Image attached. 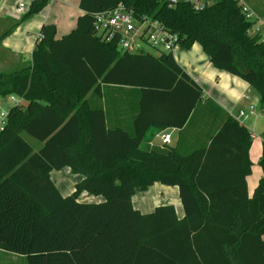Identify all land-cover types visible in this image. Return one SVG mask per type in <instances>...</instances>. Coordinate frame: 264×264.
Here are the masks:
<instances>
[{
  "label": "trees",
  "instance_id": "1",
  "mask_svg": "<svg viewBox=\"0 0 264 264\" xmlns=\"http://www.w3.org/2000/svg\"><path fill=\"white\" fill-rule=\"evenodd\" d=\"M47 2L33 0L28 14ZM120 3L159 20L182 46L200 43L215 67L258 91L264 110V41L250 35L239 0L202 8L192 0H81L76 29L57 39L56 25H43L32 61L0 72V98L27 102L9 108L0 132V249L27 264H264V134L252 196V137L235 119L186 154L154 146L162 127L187 122L203 90L172 52L122 53L116 39L102 41L95 14ZM101 83L140 87L134 133L108 127L103 107L92 106L88 95L102 96ZM180 101L177 121L165 108ZM164 114L170 121L157 122ZM65 167L84 176L67 196L51 178ZM156 181L178 186L184 217L173 204L150 212L134 205L137 189ZM83 192L101 199L80 200Z\"/></svg>",
  "mask_w": 264,
  "mask_h": 264
},
{
  "label": "crops",
  "instance_id": "2",
  "mask_svg": "<svg viewBox=\"0 0 264 264\" xmlns=\"http://www.w3.org/2000/svg\"><path fill=\"white\" fill-rule=\"evenodd\" d=\"M81 0H48L46 6L35 14H28L33 0H0V72L17 65L32 61V53L41 39L43 25L55 24L56 38L71 33L77 27L78 19L84 14L80 8ZM24 4V10L19 11V4ZM176 62L202 88L203 99L191 111L187 122L182 126L166 125L154 137L152 144L165 149H175L186 154L196 148L208 146L213 136L218 133L224 123L233 118L244 125L250 132L252 143L249 156L252 160L251 172L246 176V184L250 196L254 194L263 174L259 160L263 151L264 110L261 108L260 95L250 83L225 69L217 68L211 62L210 56L203 46L196 42L191 47L176 48L173 52ZM102 96L99 98L91 91L88 95L91 104L101 105L105 112L108 127H123L131 133L135 130V118L140 112V87L101 83ZM8 98V97H7ZM23 99L24 104L27 102ZM181 106H166L173 110V119L179 121L186 110V101ZM21 103V104H22ZM184 105V106H183ZM254 105V112H249ZM240 110L248 113L246 118L237 119ZM152 118V117H151ZM159 123L170 121L167 114L156 118ZM171 134V142L163 144L160 135ZM227 140H224L226 143ZM229 142V141H227ZM226 158L229 151L225 152ZM70 167L53 170L51 178L62 195L73 192L75 185L84 176L76 175ZM224 182L227 183L226 167ZM149 195L147 201L143 198L135 203L138 193ZM83 201L99 200L98 196L83 192ZM134 205L143 212H150L156 206L173 204L177 215L184 217V208L177 185L154 182L147 189H137L133 196ZM14 253L0 249V261L12 260ZM16 254V253H15Z\"/></svg>",
  "mask_w": 264,
  "mask_h": 264
},
{
  "label": "built area",
  "instance_id": "3",
  "mask_svg": "<svg viewBox=\"0 0 264 264\" xmlns=\"http://www.w3.org/2000/svg\"><path fill=\"white\" fill-rule=\"evenodd\" d=\"M175 1V0H173ZM195 8H202L205 0H192ZM242 12L245 17L252 23L250 28L251 36H259L264 41V14H258L245 1L239 0ZM17 10H24V4L21 3ZM95 33L102 41L111 42L117 40L118 46L129 53L145 54L152 53L146 46L158 51L159 55L163 52H174L180 44V37L176 32L170 31L159 20L150 16L138 18L132 9H128L123 3L113 8L101 10L95 14L94 19ZM43 38V34L40 35ZM22 97L10 95L9 100L14 104H21ZM10 106V107H11ZM4 108L0 114V132L4 129L9 113V108ZM254 105L250 106L249 112H254ZM248 116L245 110H240L237 119H243ZM162 143L171 142V134L164 133L160 135Z\"/></svg>",
  "mask_w": 264,
  "mask_h": 264
},
{
  "label": "rangeland",
  "instance_id": "4",
  "mask_svg": "<svg viewBox=\"0 0 264 264\" xmlns=\"http://www.w3.org/2000/svg\"><path fill=\"white\" fill-rule=\"evenodd\" d=\"M251 7L252 9L257 12L258 14H264V0H245ZM182 48V45H178L177 48ZM146 49H149L150 51H152L154 54H158V51L151 48L150 46H146ZM123 53V50H122ZM23 102V99H22ZM25 102V101H24ZM12 104V102L9 100L8 98H0V114L2 113L4 108H8L10 107ZM34 141V140H33ZM78 175V174H76ZM74 190V188H73ZM148 196V198L145 195L140 194V192L138 193V195L135 196V203L138 202L139 200L141 201L143 198L147 201V199H151V195L152 192L150 193H146ZM98 199L100 200L101 197L98 196ZM97 201V200H95ZM14 257H12V260L9 261H0V264H27V258L24 255H20V254H13Z\"/></svg>",
  "mask_w": 264,
  "mask_h": 264
}]
</instances>
